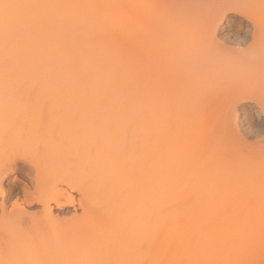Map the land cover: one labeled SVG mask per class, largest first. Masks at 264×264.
<instances>
[{"label": "bare ground", "instance_id": "1", "mask_svg": "<svg viewBox=\"0 0 264 264\" xmlns=\"http://www.w3.org/2000/svg\"><path fill=\"white\" fill-rule=\"evenodd\" d=\"M225 15L240 17L236 28L250 25L236 38L244 48L215 39ZM47 78L71 84L55 103L43 108L28 97L9 103L20 89L17 80ZM249 80L264 86V0H0V226L7 234L0 264H264V196L252 199L248 229L233 236L242 220L232 224L223 214L234 197H225L224 182L214 193L230 163L207 148L210 134L191 142L208 124L200 128L191 117L183 124L166 114L182 94L194 106L221 107L215 118L224 115L222 126L234 122L242 102L264 112V88H241L253 85ZM258 148V178L246 173L240 181L264 176V147ZM17 150L28 156L24 201L40 205L59 226L34 243L18 230L11 234L23 215L14 209L18 200L7 212L3 197L5 174L20 165ZM173 158H186L191 167L167 172ZM188 179L195 187L185 192ZM53 207L73 213L59 219ZM257 223L262 233L251 227ZM218 243L230 245L227 256L214 254Z\"/></svg>", "mask_w": 264, "mask_h": 264}, {"label": "rangeland", "instance_id": "2", "mask_svg": "<svg viewBox=\"0 0 264 264\" xmlns=\"http://www.w3.org/2000/svg\"><path fill=\"white\" fill-rule=\"evenodd\" d=\"M174 1H176V0H174ZM203 1L206 2V0H203ZM207 1L209 2V0H207ZM203 10H204V8H203ZM206 10L207 9H205L204 13H203V11H201L199 17L202 18V16H203V18L205 19V15H206L205 13L209 12L208 10L207 11ZM201 13H202V15H201ZM207 15H208V13H207ZM207 15H206V17H207ZM199 17H198V19L200 20V22H202L201 18H199ZM235 17H236L235 15H231V16L227 15L226 17H224L222 19V21H221V24H220L223 28L218 29V31L215 34V39L218 42H221L223 44V41H224L225 42L224 46H227V44H228V47L231 48L232 50H234V48L238 49V48H242V47L244 48L245 47V43L244 42L242 43L240 40H241L242 37H244V34H246V31L250 30V28H251L247 21H244L243 25H240L238 28H236L237 26L235 27L232 24L237 23L238 21L236 22V20H240V17H236V18ZM237 18H239V19H237ZM233 20H235V21H233ZM235 25H237V24H235ZM244 25H246L247 27L246 26L244 27ZM235 30H241V33L239 34V37H236L234 35V33L236 32ZM236 38H240V40L236 39ZM176 40L177 39H174L173 41H176ZM238 43H239V46H238ZM241 43H242V45H241ZM129 59H130V56L128 57V60ZM244 61H246V60H244ZM229 62H231L233 64L236 63L235 61H232V60H228L227 61V63H229ZM239 62H241V61H237L236 64H239ZM223 63L225 64V62H223ZM243 63H245V62L242 61L240 63V66ZM221 65H223V64L221 63ZM127 66H129V65H127ZM225 66H226V64H225ZM229 66L230 65H228L227 69L225 68V70L232 71L231 69H228ZM219 67H221V66H219ZM223 67H224V65H223ZM231 67H234V65H232ZM238 68H240V67H238ZM223 70L224 69H222V71ZM241 70H242V68H241ZM254 80H256L255 83H257V81H262L260 79L257 80V78H255ZM172 81H169V83H171V85L173 86L174 83ZM249 81H248V84L251 83V81H252V84H253V80H251L250 82ZM16 82L19 83L21 86H20V89L17 92V94L15 96H13L9 100V103L17 102L19 100L24 102L26 97H28V98H30V102L31 103L32 102H37V104H42V106L43 105L47 106L49 104L55 103L56 102L55 101V96L65 93L69 89V88L67 89V87L69 85H71V84H69V85H65V86L61 87V85L58 84L57 80L55 81L54 79H51V78H47V79H23V80H17ZM184 82H182V81L180 82L179 81L178 84L179 85L181 84L180 87L181 86H182L181 88L185 87V90H187L188 89V88L186 89L187 84L184 83ZM236 83H235V85H236ZM260 83H261L262 86H259ZM176 84L177 83H175V86H178V84L177 85ZM237 84H239V82ZM171 85H169V87H171ZM232 85H233V87H235L234 84H232ZM249 85H247V84L245 85L247 87L246 89L243 88L244 85L241 86V88L246 90V91L249 89L248 92L250 91V89L253 86H255L257 88H260L261 91H263V88H264L262 82H258V85H255V84L250 85V88H249ZM238 87H239V85H238ZM185 90L183 91V93L185 92ZM169 91H170V88H169ZM180 91H178V92H180ZM246 91H245V93H248ZM188 98L186 97L185 94L184 95L182 94L179 100H181L182 101L181 103H183V104L181 105V103L179 101V102H177V103H180V105L177 104V106H179V107H177L175 105V108H173L172 110L170 108H168L171 111L166 110V112H168V113H166L167 117L171 118V119L180 117L181 121L182 122L184 121L185 123H187L186 120H187L188 117L195 118L196 122H197V124L199 125L200 128L204 127L206 124L209 125V128H208V130L206 132H199L200 130L196 131V133L191 138V142L197 141L198 136L201 135V134L202 135H206V136L207 135L209 136V134H210L211 135V140L210 141H212V142H210V143L208 142L207 148L213 149V151L212 150L211 151L215 152L214 154H216V156L217 155L220 156V158L223 159V161H222L223 163H228V164L230 163V165L228 166V169L226 171L228 173V175L225 174L223 177L220 178L221 179L220 181H222V183L219 181V184H217L216 187L214 188V193H216L217 194L216 196L218 197V192L221 189V186L225 185V184H223V182L228 185V187L226 186L227 187V190H226L227 193L225 191V193H226L225 197H226V195H228L227 196L228 198L231 197V198H229L230 200H232V198L234 197V199H233V202H234L233 204L234 205L232 207L233 209L230 210V212H226L223 215H225L226 217L228 216V218L231 220L230 222H232V224H233V222L235 224L236 220H239V219L242 220L241 227L239 225V228L238 229L236 228L237 230L235 229V231H234L235 233L233 232V234H234L233 236L236 235L235 237H240L241 235L244 234V231L246 229H248V227L245 224L247 223L246 219L248 221V218H249L247 216L250 215V212L248 211V209L251 210L250 207L252 205L254 206V204H255L252 199L253 198H254V200L257 199V195H258L259 192H260V194L262 196L261 195L258 196L260 198H258L255 201H257V202H258V200L261 201V198L264 196V194H262L263 191H264V189H263L264 176H262L263 179L261 178V176L259 178L260 180L257 179L258 178L257 175H259V174H258L257 168L254 167V164L256 163V157H255L256 154L254 152H256V151L258 152L259 148L257 149V147H261V148H262V146L264 147V143H262V136H261L262 117H264V112H261L253 101H245V102H242L243 106L241 107V104H242L241 103L240 104L241 108L238 107L236 113L234 112L235 114L234 113L232 114L233 116L234 115L235 116H234V122L232 124L230 122L231 126L228 125L226 122L224 123L223 121H225V119H223V118H222L223 119V121H222L223 125L226 124L228 126H225V125L222 126L221 117L224 116V115L222 114V116L220 117V120H219V118L218 119L215 118V113H217L218 110H220L221 107L217 106V107L213 108L210 104H204L205 107L202 108V106H201V108H200V106L199 107L198 106H194L191 103V101H192L191 97L189 99ZM185 100H186V102H185ZM263 102H262V104H264ZM192 105L194 106L193 108H192ZM44 106H43V108H44ZM150 113H152V112H150ZM228 117H229V115H228ZM228 117H226V118H228ZM184 122H183V124H185ZM218 126H219V128H218ZM181 134H182V130H181ZM235 136H236V140L234 139ZM168 139L164 141V146L168 145L167 144L168 141H169ZM217 141L218 142L220 141V144H218ZM224 141H226V144H225ZM258 145H260V146H258ZM84 147L87 148V144L79 146L78 149L81 150ZM168 147H170V146H168ZM184 148H185V146H184ZM21 151H23V150H21ZM178 151H179L178 147H177V149L175 148L176 154H178L177 153ZM17 153H18V155L16 157H18L19 159H15V158L14 159H15V162L19 163L20 165L18 164L19 166L15 167L13 170H11V171H9V172H7L5 174V177L3 178V181H2L3 189H4V196L3 197H4V200L6 202V204H5L6 205V211L9 210V209L11 210V208H12L11 204H12V202L14 200H18L17 203L20 206L14 208V209L16 210L17 208L19 209V207H20V209H19L20 212H21L20 214L23 215V216H21L22 218L19 217L20 222H19V219H18V221L15 223V225L13 224L15 229L12 227V230H11L12 233L11 234L13 235V233H14L16 235V231L15 230H18L20 233H17V235H24V233H25L26 236L25 235L24 236L26 237V239H28V240L30 239L31 241L33 240L32 242L34 243V238L38 239L36 237H38L39 235H44V237H46L47 234L50 233V228H51V225H53V223L48 218L43 216V214H42V212L40 210L41 209L40 205H38L36 203L27 204L24 201V198L22 197L21 188H23L25 186L26 187H30V183L28 181L29 179L26 176L25 172H23V170H22V164L24 163V160H26L28 158V156L25 153H21L19 151ZM167 154L168 153H163L162 157L165 156L164 157V159H165L167 157ZM186 158H184V160H181L180 163H177V160H175L173 158L172 159L173 161L171 160L165 166L166 169H167V172H171V173L174 172V173L179 174L182 171L181 170L182 168L183 169L190 168L191 166H190V164L188 162L189 160H187ZM171 170H173V171H171ZM246 173L248 174V176L256 175L255 176V177H257V178H255L256 182L254 183V181H252V180H254L253 179L254 177H252V176H251L252 180L250 179V180L246 181V182L249 181L248 182L249 185H247L248 183H245L244 180L242 181V179L240 181L239 178L242 177L241 174H246ZM261 173L264 174L263 172H261ZM246 176L247 175H245L242 178H246ZM223 178L224 179L227 178V179L222 180ZM248 179H249V177H248ZM236 180H239L238 182H239V184L242 187H240L238 189H236L237 187L236 188L234 187L236 184H237V186H239L238 182ZM257 180H259V181H257ZM261 181H262V184L259 186V182H261ZM250 183H251V185H250ZM194 185H195V183L194 182H189V179H188L184 183L182 188L185 190V192H190L191 190L194 189V187H195ZM207 185H209V183H205L204 182V184H202V186H205V187ZM247 186L249 188L253 187L252 189L250 188L251 192L248 191L249 188H247ZM260 188H262L261 191H257L258 189L260 190ZM72 194L76 198L78 197V195L75 192H73ZM228 198L227 199L225 198V199L229 200ZM242 198H243V201H242ZM249 200L251 201V204L249 203ZM241 203H242V206H241ZM247 204L249 205V208H248ZM240 206H241V208H240ZM196 207H198V206H196ZM9 211H7V212H9ZM247 211L249 212V214L247 213ZM76 212L79 213L80 212V208H76ZM72 213H73V209L71 207H64L62 209L54 208V207L52 208V216L53 217L57 216V218H59V219H61L62 217L66 218V216L69 217ZM30 216H32V218ZM258 224H260V223H257V225L254 224V225L251 226V227L254 226L253 230L258 231V230L255 229L257 227H258L257 229H259V227H261V225H258ZM53 226L55 227V228L53 227L54 229H59L58 225H53ZM244 226H246L245 230L243 229ZM240 231L242 232V234H241ZM0 232L4 233V234L6 233V232H3V229L1 228V226H0ZM236 232L239 233V234L237 235ZM254 232H253V234H254ZM1 233H0V247H1L2 241L6 240V237H7V234H5V235L2 234L3 235L2 236ZM260 233H262V231ZM263 233H264V230H263ZM12 235H11V237H12ZM256 235H252V236L255 238ZM1 236L3 237V239H1L2 238ZM261 236H262V234H261ZM4 237H5V239H4ZM263 237H264V234H263ZM259 241H261V239H259ZM262 241H264V238H262ZM229 247H230V245L228 246V244L226 245L224 243H218L217 245H215V248H213L212 251L214 252V254H216V253L221 251L224 256H227V254L229 252V249H230ZM218 248H220V249L218 250ZM0 250H1V248H0ZM211 258L214 259L216 257H214V255H213V256H211ZM226 261H228V260H226ZM235 264H238V262L235 263ZM239 264H242V263H239Z\"/></svg>", "mask_w": 264, "mask_h": 264}, {"label": "snow or ice", "instance_id": "3", "mask_svg": "<svg viewBox=\"0 0 264 264\" xmlns=\"http://www.w3.org/2000/svg\"><path fill=\"white\" fill-rule=\"evenodd\" d=\"M261 136H262V143H264V117H262Z\"/></svg>", "mask_w": 264, "mask_h": 264}]
</instances>
